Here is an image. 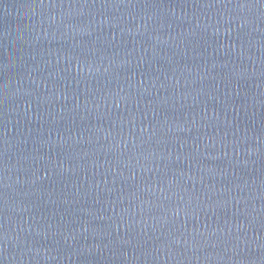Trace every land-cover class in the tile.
<instances>
[{
    "label": "water",
    "instance_id": "95a60500",
    "mask_svg": "<svg viewBox=\"0 0 264 264\" xmlns=\"http://www.w3.org/2000/svg\"><path fill=\"white\" fill-rule=\"evenodd\" d=\"M0 264H264V0H0Z\"/></svg>",
    "mask_w": 264,
    "mask_h": 264
}]
</instances>
